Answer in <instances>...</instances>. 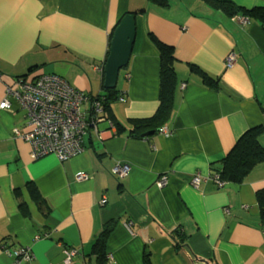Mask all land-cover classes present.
<instances>
[{
  "label": "crops",
  "instance_id": "1",
  "mask_svg": "<svg viewBox=\"0 0 264 264\" xmlns=\"http://www.w3.org/2000/svg\"><path fill=\"white\" fill-rule=\"evenodd\" d=\"M223 1L264 8V0ZM128 13L135 42L116 87L123 97L110 104L111 123L99 125L102 138L90 130L75 157L35 160L24 138L32 126L7 90L56 73L88 95H107L101 68ZM152 36L174 48L173 113L161 131L136 137L132 122L160 107L161 56ZM0 72V103L11 104L0 110V264H99L94 244L111 221L105 264H144L148 251L154 264H264L257 202L264 162L242 185L214 181L236 142L264 126L263 23L228 17L203 0H0ZM259 142L264 147V134ZM121 165L129 167L123 177L114 174ZM179 226L187 245L173 238ZM69 249L78 251L71 262ZM22 250L30 262L16 255Z\"/></svg>",
  "mask_w": 264,
  "mask_h": 264
},
{
  "label": "built area",
  "instance_id": "2",
  "mask_svg": "<svg viewBox=\"0 0 264 264\" xmlns=\"http://www.w3.org/2000/svg\"><path fill=\"white\" fill-rule=\"evenodd\" d=\"M234 56L227 59L232 66ZM104 68H101L103 70ZM2 73L0 72V81ZM8 95L18 101L26 111L32 131L24 136L31 145V155L37 160L53 154L64 162L84 151L83 136L90 130L99 132V125L108 122L104 106L106 95H88L66 81L62 76L52 73L43 74L33 82L20 83L17 90L8 89ZM10 102L6 99L0 103V110L9 109ZM102 138L103 132H99ZM129 172L127 165L117 166L114 174L120 177ZM86 174L78 176L86 179ZM202 181L200 174L194 176L192 184L199 186ZM221 188L226 183L218 176L214 179ZM166 184V179L158 182L160 187ZM106 204V200L103 201ZM229 213V209L226 210ZM67 261L71 262L78 254L75 249L67 250ZM16 255H22L27 261L32 260L31 252L22 250Z\"/></svg>",
  "mask_w": 264,
  "mask_h": 264
},
{
  "label": "trees",
  "instance_id": "3",
  "mask_svg": "<svg viewBox=\"0 0 264 264\" xmlns=\"http://www.w3.org/2000/svg\"><path fill=\"white\" fill-rule=\"evenodd\" d=\"M161 6H167L168 0H152ZM215 9L221 11L228 17L240 15L255 19L264 24V8H254L248 10L237 6L229 1L223 0H203ZM120 23V22H119ZM116 29V28H115ZM114 29V31H115ZM111 35V40L114 35ZM153 42L157 45L161 56V72H160V107L158 112L149 119L135 120L132 122L136 137L144 136L146 132H159L163 125L170 120L173 113L174 93L176 89V75L174 71V48L160 42L156 37L152 36ZM109 55V53H108ZM206 84L211 88H216V81L206 78ZM122 95L116 89L107 90L104 106L106 112H109L110 104L118 99H122ZM144 134V135H143ZM264 134V126H259L248 130L234 145L232 150L223 161V170L218 176L226 184L242 185L251 172L264 162V147L260 144L259 138ZM33 199L37 203H42L41 196L37 193L34 186H30ZM18 197V194H16ZM257 202L261 211V224L264 227V189L257 193ZM21 212L26 215L27 206L23 203L19 205ZM117 221H111L106 224L101 236L94 244V253L99 264H105L108 260L106 252L108 240L114 231ZM173 238L176 239L178 246L187 245V235L179 226L175 229ZM144 264H154L152 253L148 251L145 254Z\"/></svg>",
  "mask_w": 264,
  "mask_h": 264
},
{
  "label": "water",
  "instance_id": "4",
  "mask_svg": "<svg viewBox=\"0 0 264 264\" xmlns=\"http://www.w3.org/2000/svg\"><path fill=\"white\" fill-rule=\"evenodd\" d=\"M136 37L135 15L126 14L114 31L110 44L104 72V87L114 90L117 87L120 71L125 69L130 61Z\"/></svg>",
  "mask_w": 264,
  "mask_h": 264
},
{
  "label": "rangeland",
  "instance_id": "5",
  "mask_svg": "<svg viewBox=\"0 0 264 264\" xmlns=\"http://www.w3.org/2000/svg\"><path fill=\"white\" fill-rule=\"evenodd\" d=\"M246 18H248V17H246Z\"/></svg>",
  "mask_w": 264,
  "mask_h": 264
}]
</instances>
